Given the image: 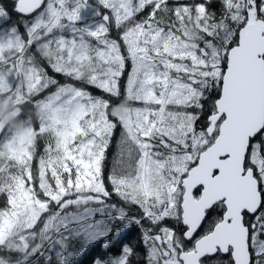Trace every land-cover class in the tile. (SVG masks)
<instances>
[{"label":"snow or ice","instance_id":"1","mask_svg":"<svg viewBox=\"0 0 264 264\" xmlns=\"http://www.w3.org/2000/svg\"><path fill=\"white\" fill-rule=\"evenodd\" d=\"M134 261L264 264V0H0V264Z\"/></svg>","mask_w":264,"mask_h":264},{"label":"trees","instance_id":"2","mask_svg":"<svg viewBox=\"0 0 264 264\" xmlns=\"http://www.w3.org/2000/svg\"><path fill=\"white\" fill-rule=\"evenodd\" d=\"M5 3H10V0H4ZM89 90L92 91L94 94L99 95V92L96 89H93L89 86ZM111 165V155L109 158V167ZM128 239L131 240L134 244L137 245V248L139 249V251L143 252V248L142 246L139 245V234L136 231H133L129 234ZM135 264V261H134Z\"/></svg>","mask_w":264,"mask_h":264},{"label":"clouds","instance_id":"3","mask_svg":"<svg viewBox=\"0 0 264 264\" xmlns=\"http://www.w3.org/2000/svg\"><path fill=\"white\" fill-rule=\"evenodd\" d=\"M5 122L11 124L13 127L19 129V125L15 124L9 117H5Z\"/></svg>","mask_w":264,"mask_h":264},{"label":"water","instance_id":"4","mask_svg":"<svg viewBox=\"0 0 264 264\" xmlns=\"http://www.w3.org/2000/svg\"><path fill=\"white\" fill-rule=\"evenodd\" d=\"M5 117H9L11 119V117L8 114H6ZM4 122H5V120H4Z\"/></svg>","mask_w":264,"mask_h":264},{"label":"bare ground","instance_id":"5","mask_svg":"<svg viewBox=\"0 0 264 264\" xmlns=\"http://www.w3.org/2000/svg\"><path fill=\"white\" fill-rule=\"evenodd\" d=\"M98 91V90H97Z\"/></svg>","mask_w":264,"mask_h":264}]
</instances>
